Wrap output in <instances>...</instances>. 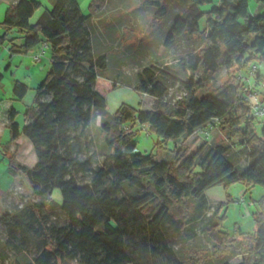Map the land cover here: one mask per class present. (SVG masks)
Here are the masks:
<instances>
[{"label":"trees","instance_id":"trees-1","mask_svg":"<svg viewBox=\"0 0 264 264\" xmlns=\"http://www.w3.org/2000/svg\"><path fill=\"white\" fill-rule=\"evenodd\" d=\"M167 1H142L143 7L154 9L152 26L162 23ZM176 1L186 2L188 8L173 19L164 45L171 47L176 38L189 35L200 41L197 61L189 64L179 56L174 64L162 62L161 67L151 61L136 72L133 85L122 73L123 58L113 47L120 37L117 24L101 18L108 0H92L89 14L77 0H53L52 8L33 24L30 18L39 0L8 5L0 26L17 29L22 40L13 43L11 51L26 53L41 42L51 48L48 73L37 88L36 106L25 111V125L16 120L14 106L7 110L14 145L9 151L11 170L27 176L35 195H51L59 188L60 208L67 217L63 226L49 227L47 204L32 200L3 213L6 239H0V246L10 247L16 258L8 264H232L237 241L246 250L235 264H264V195L253 213L254 230L245 232L238 225L230 233L223 227V202L212 204L206 194L217 184L264 187V116L251 114L242 92L234 104L221 96V87L201 91L220 67L245 72L257 65L254 74L264 85V11L258 7L264 0H256L252 13L249 0ZM7 34L0 36V43ZM112 66L120 68L115 76L109 73ZM176 81L185 94L173 102L167 97ZM118 84L151 95L152 108L122 103L111 113L107 95ZM27 89L16 80L15 99L22 100ZM135 121L157 134L160 147L217 125L229 137L239 134L242 152L248 149L253 161L238 170L239 157L229 153L228 145L206 141L191 151L176 143L168 160L136 152V133L124 129ZM90 134L93 140H88ZM22 135L32 143L33 166L15 159ZM93 147L105 154L101 164ZM201 236L209 247H199ZM2 252L0 248L4 259ZM24 252L32 254L29 261L20 258Z\"/></svg>","mask_w":264,"mask_h":264},{"label":"rangeland","instance_id":"rangeland-1","mask_svg":"<svg viewBox=\"0 0 264 264\" xmlns=\"http://www.w3.org/2000/svg\"><path fill=\"white\" fill-rule=\"evenodd\" d=\"M15 0H0V22L3 21L8 5ZM40 7L33 13L30 23H35L41 15L50 10L53 6V0H39ZM84 14L90 13V3L92 0H77ZM143 0H108L104 6V12L101 14L102 19L107 21L113 20L117 24V30L120 34L113 42L117 56L123 58L121 71L130 79V85H133L134 77L144 65L156 61L158 66H162L164 62L174 64L175 58L184 56V60L189 64L197 61L195 50L199 47L200 41L193 40L189 35L176 38L171 47L166 48L164 45L165 34L173 19L177 14H182L188 8L184 1L170 0L166 2L167 13L159 26H152L151 20L154 15V9L151 7H143ZM256 0H249V11L252 13L256 7ZM258 6V4H257ZM210 4L202 6V9H208ZM259 11H264V6H258ZM205 17L200 20V28H205ZM8 32L4 42L0 43V217L3 213L19 209L27 204L29 200L34 202H44L47 204L45 215L49 227L63 226L67 217L60 208L62 203V195L59 188L54 189L51 195L38 196L33 193V188L27 176L21 172H13L11 170V158L9 151H14V145L10 143V130L8 127L7 110L14 106L17 110L16 120L21 126L27 122L25 111L36 106L37 88L45 79L50 62L51 48L45 42H41L28 52L11 51L13 43H21V33L17 29L8 31L5 27L0 26V36ZM123 34V35H122ZM189 54V55H188ZM39 55V59L35 60V56ZM161 56L162 58H157ZM163 59V61H162ZM163 62V63H162ZM172 64V65H173ZM120 68L112 66L110 74L116 75ZM199 68L196 78L201 72ZM263 66H261V70ZM231 69L220 67L217 72L210 77L207 86L201 89L202 92L213 90L218 87L223 88L221 96L229 98L234 104H237L238 98L242 93L246 92L248 87H254L260 90L258 92L260 98H263L264 85L260 84L255 74L248 73L249 70ZM181 79H185L183 73H178ZM16 80L25 83L28 86L26 95L22 100L15 99L13 95V86ZM126 84L116 85L107 95L108 109L111 113L115 112L122 103H128L136 108L142 107L148 110L153 104V97L148 93H140L133 86ZM247 86V87H246ZM258 90V91H259ZM185 94L183 85L179 82H172L169 87L168 99L173 102L180 99ZM44 98H47L45 96ZM231 99V100H230ZM243 109V108H242ZM34 109H32L33 111ZM241 110V108H239ZM264 118V117H263ZM261 118V119H263ZM260 119V120H261ZM96 125L100 124V116H96ZM256 127L259 129L261 123L256 121ZM127 132L136 133L137 145L136 152L153 153L158 158L171 159L172 150L175 144L188 146L189 150H195L203 142L210 144L222 143L229 146V153L239 157L236 168L244 169L253 159L248 155L247 151H243L244 146L240 144V135L229 137L226 133L219 130L217 125H206L197 130L194 135L186 138L182 137L178 140H169L162 147L159 146V137L156 133L149 129V126L142 125L139 122H129L124 127ZM88 140H93L91 134ZM19 150L15 155V159L22 164L33 166L36 162V156L31 141L24 135L19 139ZM93 141H91V144ZM236 144V146H234ZM246 150V149H245ZM97 164H101L105 159L104 152L95 147ZM209 202L212 204L223 202V212L225 218L223 227L226 231L233 233L238 225L245 232L254 230L253 213L259 209V202L264 195V187L260 185L252 186L246 189L243 183L233 184L224 187L217 184L206 190ZM212 211V207L208 213ZM198 240L199 247H209L210 243L203 239ZM0 239H6V230L0 222ZM235 255L231 259V263L235 264L241 261L245 255V244L235 242ZM1 254H5V258H0V264H8L16 261L14 252L10 247L1 245ZM30 252H24L20 258L25 260L31 259ZM77 264V263H72ZM131 264V263H128Z\"/></svg>","mask_w":264,"mask_h":264},{"label":"built area","instance_id":"built-area-1","mask_svg":"<svg viewBox=\"0 0 264 264\" xmlns=\"http://www.w3.org/2000/svg\"><path fill=\"white\" fill-rule=\"evenodd\" d=\"M47 43L44 44L43 51L45 50ZM35 60L39 59V55L34 57ZM257 69V65H253L248 73L254 74ZM247 87V86H246ZM243 102L248 104L251 109V114L253 116L261 117L264 116V101L260 98L258 91L253 87H248L247 93H243Z\"/></svg>","mask_w":264,"mask_h":264},{"label":"crops","instance_id":"crops-1","mask_svg":"<svg viewBox=\"0 0 264 264\" xmlns=\"http://www.w3.org/2000/svg\"><path fill=\"white\" fill-rule=\"evenodd\" d=\"M15 1H17V0H15ZM15 1H13V2H15ZM13 2H11V3H13ZM261 6V5H260ZM157 58H159V59H161V56H158ZM219 70V69H218ZM142 108V107H141ZM152 108V106L151 107H149V109H151ZM8 125V124H7ZM191 151V150H190ZM238 184H241V183H238Z\"/></svg>","mask_w":264,"mask_h":264}]
</instances>
